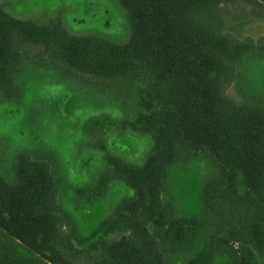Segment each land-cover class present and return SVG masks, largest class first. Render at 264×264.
Masks as SVG:
<instances>
[{
	"label": "trees",
	"instance_id": "16d2710c",
	"mask_svg": "<svg viewBox=\"0 0 264 264\" xmlns=\"http://www.w3.org/2000/svg\"><path fill=\"white\" fill-rule=\"evenodd\" d=\"M117 1L130 25L124 43L72 34L60 19H20L0 4L4 97L20 96L15 79L26 62H56L72 75L102 80L105 89L136 87V116L116 124L153 139L141 166L106 156L95 194L116 179L134 194L90 235L59 199L57 159L20 152L10 179L0 171V229L31 258L0 264H214L219 255L228 264H261L264 90L255 79L246 84L243 72L264 60V36L255 40L243 30L264 20V0ZM239 2L252 5V16L237 26L227 5ZM34 47L40 55L31 54ZM198 158L215 175L201 187L202 214H180L171 173Z\"/></svg>",
	"mask_w": 264,
	"mask_h": 264
},
{
	"label": "rangeland",
	"instance_id": "374dc122",
	"mask_svg": "<svg viewBox=\"0 0 264 264\" xmlns=\"http://www.w3.org/2000/svg\"><path fill=\"white\" fill-rule=\"evenodd\" d=\"M0 4L20 19L39 23L60 19L75 35L124 43L131 33L126 11L117 0H0ZM242 7L245 12H237ZM227 8L236 16L230 18V24L238 26L252 16L251 4L239 2ZM243 35L255 40L263 37L264 20L249 21ZM39 53V48H32V55ZM64 68L56 62H26L15 79L20 96L8 99L0 91V171L10 179L13 162L23 151L55 157L63 179L59 196L63 208L77 221L81 233L90 235L123 199L134 194L121 179L95 194L98 178L107 167L106 156L116 155L141 166L152 150L153 139L150 134L125 132L116 124L136 116V87L105 89L102 80L98 83L72 75ZM243 75L246 84L255 79L264 90V60H252ZM214 175L215 168L206 158L172 170L170 196L180 214H202L200 190ZM2 258L12 263L31 257L0 229V262ZM214 264L228 262L219 255Z\"/></svg>",
	"mask_w": 264,
	"mask_h": 264
}]
</instances>
